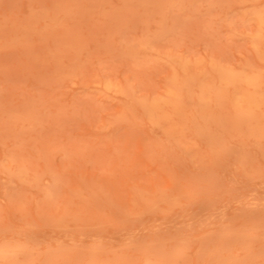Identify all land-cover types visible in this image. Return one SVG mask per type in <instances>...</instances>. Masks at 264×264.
I'll return each mask as SVG.
<instances>
[{"label": "rangeland", "instance_id": "obj_1", "mask_svg": "<svg viewBox=\"0 0 264 264\" xmlns=\"http://www.w3.org/2000/svg\"><path fill=\"white\" fill-rule=\"evenodd\" d=\"M0 264H264V0H0Z\"/></svg>", "mask_w": 264, "mask_h": 264}, {"label": "bare ground", "instance_id": "obj_2", "mask_svg": "<svg viewBox=\"0 0 264 264\" xmlns=\"http://www.w3.org/2000/svg\"><path fill=\"white\" fill-rule=\"evenodd\" d=\"M232 77H233V76H232ZM246 79H247V78H246ZM249 79H250V82H253V81L255 82V81H256V80H251V78H249ZM254 79H255V78H254ZM247 81H248V80H247ZM247 81H246V82H247ZM248 82H249V81H248Z\"/></svg>", "mask_w": 264, "mask_h": 264}]
</instances>
